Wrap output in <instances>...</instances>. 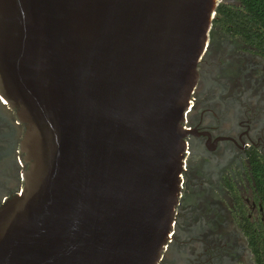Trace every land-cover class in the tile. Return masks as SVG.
Wrapping results in <instances>:
<instances>
[{
    "label": "water",
    "instance_id": "water-1",
    "mask_svg": "<svg viewBox=\"0 0 264 264\" xmlns=\"http://www.w3.org/2000/svg\"><path fill=\"white\" fill-rule=\"evenodd\" d=\"M223 1L0 0V94L28 166L0 207V264H159Z\"/></svg>",
    "mask_w": 264,
    "mask_h": 264
},
{
    "label": "flooded vegetation",
    "instance_id": "flooded-vegetation-1",
    "mask_svg": "<svg viewBox=\"0 0 264 264\" xmlns=\"http://www.w3.org/2000/svg\"><path fill=\"white\" fill-rule=\"evenodd\" d=\"M216 17V15H215ZM185 113L181 194L159 264H259L264 57L215 22ZM26 125L0 94V207L20 194Z\"/></svg>",
    "mask_w": 264,
    "mask_h": 264
},
{
    "label": "trees",
    "instance_id": "trees-1",
    "mask_svg": "<svg viewBox=\"0 0 264 264\" xmlns=\"http://www.w3.org/2000/svg\"><path fill=\"white\" fill-rule=\"evenodd\" d=\"M215 22L227 34L240 38L264 57V0H224L217 8ZM254 163L260 172L261 187L264 184V166L261 161ZM253 245L259 264H264V229Z\"/></svg>",
    "mask_w": 264,
    "mask_h": 264
}]
</instances>
